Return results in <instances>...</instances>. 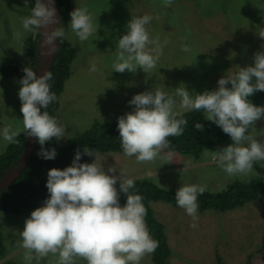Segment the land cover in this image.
Returning <instances> with one entry per match:
<instances>
[{
    "label": "rangeland",
    "instance_id": "374dc122",
    "mask_svg": "<svg viewBox=\"0 0 264 264\" xmlns=\"http://www.w3.org/2000/svg\"><path fill=\"white\" fill-rule=\"evenodd\" d=\"M74 2L76 8L88 9L97 31L81 42L71 31L69 21L64 39L72 45L75 58L59 99V125L66 131L64 138L56 140L58 148L96 123H118L120 116L133 111L129 101L136 94L159 88L174 95L179 86L186 87L191 95L215 90L221 77L253 64L254 54L264 51V39L257 35L264 28V0H173L170 7H165L163 0ZM30 13L31 8L25 7L23 0H0V131L5 127L23 131L18 96L21 86L17 78L4 77L1 68L30 67L23 44L30 36L39 38V31H26L22 26V20ZM146 14L153 17L146 25L150 38L159 37L161 44L168 41L163 55L149 73L142 69L135 73L115 72L112 65L116 45L127 32V23L132 17ZM185 44L190 49L188 52L182 51ZM93 63L97 68L94 73L90 71ZM175 110L180 111L178 104ZM248 134L264 143V119L252 125ZM9 144L0 136V156L6 153ZM93 152L98 155L96 163L106 172L109 167H115L116 176L122 172L134 181L151 180L166 190L200 185L205 187V192L222 193L233 182L264 177V167L259 163H254L253 171L247 176H229L212 160L211 151H204L198 160L190 155L163 151L153 162L146 163H138L134 156L125 154ZM92 159L93 163L95 156ZM188 161L190 166L183 170ZM116 188L120 194L119 181ZM44 202H39L36 208ZM151 208L165 228L171 250L167 264H216L217 254L226 264H264L262 254H258L264 237V209L257 202L227 212L198 210L196 228L190 227L192 217L176 202H155ZM31 213L17 216L1 213L4 250L0 251V264L8 261L26 264L25 250L19 246L20 232ZM151 254L140 264H153ZM56 259L50 254L39 264H55ZM32 264L37 262L33 260ZM76 264L87 262L77 259Z\"/></svg>",
    "mask_w": 264,
    "mask_h": 264
},
{
    "label": "clouds",
    "instance_id": "9594fccd",
    "mask_svg": "<svg viewBox=\"0 0 264 264\" xmlns=\"http://www.w3.org/2000/svg\"><path fill=\"white\" fill-rule=\"evenodd\" d=\"M172 3L173 0H163L165 7ZM24 5L27 7L29 0H24ZM70 16L71 31L81 42L87 41L97 31L87 8L77 7ZM152 19L146 14L132 17L127 23V32L116 45L112 65L115 72L135 73L142 69L149 73L156 68L168 41L161 44L159 37L150 38L146 25ZM53 25L60 26L53 28ZM22 26L26 31L35 29L41 32L45 45L52 52L57 49L56 40L59 38L61 41L65 36L55 0H35L30 15L22 20ZM257 35L264 39V28ZM189 50L188 45L182 46V51ZM253 61L235 74L221 77L217 89L202 94L191 95L186 87L179 86L175 88L174 95L159 88L134 95L129 101L134 106L133 111L118 118L124 154L134 156L138 163L153 162L170 147V136L183 134L188 124L183 114L202 111L205 119L220 127L233 142L210 153L212 160L225 173L247 176L253 171L254 163L264 167V143L248 134L252 125L264 119V106H256L249 100L257 91H264V51L256 52ZM33 67L32 63L25 67L24 76L19 81L23 133L41 145L38 156L54 160L56 149L48 150L43 146L53 138L57 141L64 138L66 128L47 111L57 99L50 90L52 73L45 71L38 76ZM90 71H97L95 63ZM177 104L180 111L175 110ZM195 128L203 131L204 125L196 123ZM20 134V129L12 130L10 127L0 131V136L9 143L15 142V137ZM83 155L95 156V161L81 163ZM167 158L170 160L171 155ZM97 160L98 155L85 147L83 152L76 151L71 166L48 171L46 188L49 197L42 207L32 211L20 232L19 246L25 250L26 264H32L33 260L39 264L50 254L57 258L55 264H76L77 259L87 264H140L146 255L155 252L158 242L147 229V209L142 197L130 193V189L135 187L134 180L122 172L120 176L114 175L115 167H109L106 172L96 163ZM190 164L191 161L186 162L183 170H187ZM117 181L120 194L116 188ZM205 190L200 185H183L175 194L176 205L192 217V228L197 227L199 219L198 194ZM121 192L127 197L123 207L119 203Z\"/></svg>",
    "mask_w": 264,
    "mask_h": 264
},
{
    "label": "trees",
    "instance_id": "16d2710c",
    "mask_svg": "<svg viewBox=\"0 0 264 264\" xmlns=\"http://www.w3.org/2000/svg\"><path fill=\"white\" fill-rule=\"evenodd\" d=\"M24 1V0H23ZM60 13V21L65 30L69 29L70 13L76 8L74 0H55ZM35 5V0H29V7ZM65 38V36H64ZM59 40V45L55 51L54 61L50 68L52 79L49 81L51 92H54L57 99L53 101L47 111L55 118L59 124L60 95L64 89L66 80L70 77L71 66L75 58V51L66 39ZM38 39L30 36L24 41L23 53L35 66L36 58L39 54ZM232 63L234 61L229 60ZM4 77H16L18 82L23 78L24 72L20 65H12L1 68ZM251 103L256 106H264V91H257L249 97ZM43 112L44 109H41ZM183 117L188 120L180 136H170L168 138L170 147L165 152L180 153L200 159L204 151H216L232 142L230 136L225 134L215 123L205 119V114L197 111L185 112ZM196 123L204 125L203 131L195 128ZM118 123L104 124L96 123L84 134L79 135L66 142L61 148L57 147L56 139L47 142L45 149L55 148L57 156L54 160H46L37 155L41 150V145L36 140V145L32 159L9 188L0 192V217L1 213H10L14 216L22 213L34 211L39 202L45 201L49 197L46 188L47 173L53 168L60 170L72 165L76 151L81 152L87 147L99 153H120L124 154L120 145ZM252 126L249 128L251 130ZM248 130V131H249ZM27 142V136L21 132L15 137V142L10 143L5 154L0 156V179L19 160L23 154ZM92 157L83 155L81 163H90ZM135 187L130 189L131 194H138L142 197V202L147 209L145 222L151 237L158 242V247L152 253L153 264H167L171 256V250L165 234L164 225L153 215L151 204L155 202H176V190H166L159 188L154 182L147 179L134 181ZM127 197L121 192L119 203L126 204ZM257 202L264 209V177H256L247 182L236 181L228 185L222 193L204 192L198 194L197 204L200 211H232L237 207H243L246 203ZM4 250L2 233L0 230V251ZM4 253V252H3ZM264 261V237L258 254ZM216 264H226L222 257L217 254ZM4 264H16L8 261Z\"/></svg>",
    "mask_w": 264,
    "mask_h": 264
},
{
    "label": "water",
    "instance_id": "95a60500",
    "mask_svg": "<svg viewBox=\"0 0 264 264\" xmlns=\"http://www.w3.org/2000/svg\"><path fill=\"white\" fill-rule=\"evenodd\" d=\"M55 8L57 10V16L60 18V13L56 5L55 1ZM60 25H53L52 27H59ZM59 38L56 40V45L58 48L59 45ZM38 58L39 60L35 62V66L33 67V71L37 73V75H42L45 71H49L52 63L54 61V53L50 51L48 46L44 43V36L41 32H39V39H38ZM57 50V49H56ZM36 145V139L27 137L26 147L23 154L20 156L19 160L13 165L6 174L0 179V192L4 191L5 189L9 188L11 184L20 177L23 170L27 167L30 160L32 159L34 149Z\"/></svg>",
    "mask_w": 264,
    "mask_h": 264
},
{
    "label": "flooded vegetation",
    "instance_id": "af4514ba",
    "mask_svg": "<svg viewBox=\"0 0 264 264\" xmlns=\"http://www.w3.org/2000/svg\"><path fill=\"white\" fill-rule=\"evenodd\" d=\"M38 60H39V58L37 57V58H36V62H37Z\"/></svg>",
    "mask_w": 264,
    "mask_h": 264
},
{
    "label": "crops",
    "instance_id": "0c3cea01",
    "mask_svg": "<svg viewBox=\"0 0 264 264\" xmlns=\"http://www.w3.org/2000/svg\"><path fill=\"white\" fill-rule=\"evenodd\" d=\"M13 78V77H12ZM92 161H93V159H92ZM92 161H91V163H92ZM135 181H136V179H135Z\"/></svg>",
    "mask_w": 264,
    "mask_h": 264
}]
</instances>
